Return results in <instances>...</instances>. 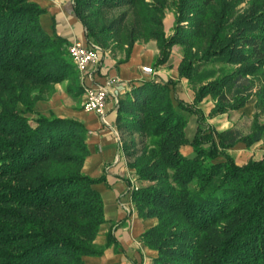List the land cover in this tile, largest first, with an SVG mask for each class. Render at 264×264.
Segmentation results:
<instances>
[{"label": "trees", "instance_id": "16d2710c", "mask_svg": "<svg viewBox=\"0 0 264 264\" xmlns=\"http://www.w3.org/2000/svg\"><path fill=\"white\" fill-rule=\"evenodd\" d=\"M123 4L130 23L128 14L103 21V7ZM73 10L88 42L123 49L124 60L136 41L154 40V69L180 46L178 75L193 86L189 104L171 95V79L143 80L116 105L121 145L142 183L128 182L131 201L156 219L140 236L157 252L151 264H264V157L237 163L229 152L264 136V0H73ZM44 12L33 0H0V264H83L116 244L111 232L95 243L105 216L94 184L106 180L83 171L84 123L35 109L55 83L67 80L72 97L83 92L66 38L40 23ZM206 96L207 116L197 107ZM251 96L247 133L206 124ZM188 114L198 123L191 140Z\"/></svg>", "mask_w": 264, "mask_h": 264}, {"label": "crops", "instance_id": "0c3cea01", "mask_svg": "<svg viewBox=\"0 0 264 264\" xmlns=\"http://www.w3.org/2000/svg\"><path fill=\"white\" fill-rule=\"evenodd\" d=\"M33 1L45 9L39 20L43 29L50 35L56 33L66 38L67 43L73 39L88 42L85 27L74 13L73 0ZM173 21V12L165 14L164 28L167 34L171 33ZM179 49L180 46L174 45L168 60L154 68L153 76H146L141 67L152 66L154 58L159 53L154 40L136 41L126 60L123 49L112 45L102 48L97 66L89 67L84 74L76 71L77 82L83 87V92L79 96L72 97L66 91L68 81L64 80L54 84V90L47 99L39 100L35 104V109L41 113L53 112L60 116L76 118L84 123L87 129L86 142L89 154L84 161L83 171L92 177L104 175L106 180L94 184L103 198L105 216V222L99 229L95 243L103 246L107 240V233L111 232L116 244L105 247L101 255L85 256L83 264H151L157 254L156 250L149 248L140 240L141 234L152 227L156 219L141 217L135 208L134 211H128L132 206L128 182L133 170L128 165L129 157L121 145L122 139L127 137L117 128L116 105L117 100L131 87L152 78L161 82L171 79L173 81L169 85L171 95L186 103H192L193 86L186 78H180L177 71L181 60ZM108 78L114 79V83L108 89L105 116L102 119L94 111L83 108L84 88L99 86ZM255 101V97H251L243 107L207 118V123L219 130L232 127L247 133L255 111ZM212 106L213 100L206 96L197 107L207 116ZM197 125L196 115L188 114L185 127L188 140L192 139ZM181 152L190 157L193 155V148L187 143L181 146ZM229 152L237 163L263 158L264 136L249 146L239 142Z\"/></svg>", "mask_w": 264, "mask_h": 264}, {"label": "built area", "instance_id": "2783aa9c", "mask_svg": "<svg viewBox=\"0 0 264 264\" xmlns=\"http://www.w3.org/2000/svg\"><path fill=\"white\" fill-rule=\"evenodd\" d=\"M102 47L99 44L85 42L80 39H73L67 44V52L72 60L75 69L84 74L89 67L97 66L100 62V52ZM141 70L146 76H153L154 69L150 65H143ZM114 83V79L108 78L105 82L96 87L84 88L83 108L94 111L100 118L105 116V103L109 87ZM118 102V100H117ZM130 187H137L135 178H129Z\"/></svg>", "mask_w": 264, "mask_h": 264}, {"label": "rangeland", "instance_id": "374dc122", "mask_svg": "<svg viewBox=\"0 0 264 264\" xmlns=\"http://www.w3.org/2000/svg\"><path fill=\"white\" fill-rule=\"evenodd\" d=\"M242 6L244 7L245 6V3H243L242 4ZM101 16H102V18H103V21H105L106 23H108L109 21H111L113 18H120L121 16H124V15H127V23H130L131 21V19H132V17H131V8H130V6L129 5H118V6H115V7H103L102 9H101ZM170 12H173L172 11V9L171 8H168V9H166V12H165V14H167V13H170ZM172 29V28H171ZM171 32H172V30H171ZM180 50V52H181V49H179ZM251 97H254V96H251ZM250 97V98H251ZM249 98V99H250ZM47 99V98H46ZM212 99V98H211ZM248 99V100H249ZM256 99V98H255ZM213 100V99H212ZM190 104V103H189ZM213 105H214V100H213ZM198 106V105H197ZM254 106H255V104H254ZM213 107V106H212ZM211 110V109H210ZM203 111V110H202ZM255 112V111H254ZM204 113V112H203ZM254 114V113H253ZM205 115V114H204ZM252 117H253V115H252ZM207 118H211V117H206V124H208L207 123ZM213 126V125H212ZM216 127V126H215ZM217 128V127H216ZM140 147V145H138V148ZM135 183H136V186H141L142 185V183L141 182H139V181H135ZM134 208H135V210L137 211V208L135 207V205L133 204V202H132V206H130V208L128 209V211L130 212V211H134ZM138 212V211H137ZM152 262V261H151Z\"/></svg>", "mask_w": 264, "mask_h": 264}]
</instances>
